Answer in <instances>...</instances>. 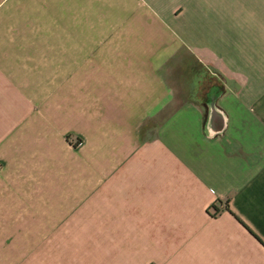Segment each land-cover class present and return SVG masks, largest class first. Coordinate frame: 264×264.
<instances>
[{
	"label": "crops",
	"instance_id": "0c3cea01",
	"mask_svg": "<svg viewBox=\"0 0 264 264\" xmlns=\"http://www.w3.org/2000/svg\"><path fill=\"white\" fill-rule=\"evenodd\" d=\"M0 264H264V0H0Z\"/></svg>",
	"mask_w": 264,
	"mask_h": 264
}]
</instances>
